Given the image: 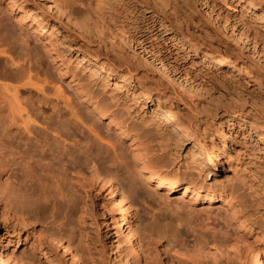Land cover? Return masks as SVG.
Segmentation results:
<instances>
[{
    "label": "rangeland",
    "instance_id": "obj_1",
    "mask_svg": "<svg viewBox=\"0 0 264 264\" xmlns=\"http://www.w3.org/2000/svg\"><path fill=\"white\" fill-rule=\"evenodd\" d=\"M11 1L0 0V36L9 37L1 19L10 18L19 40L14 46L19 49L21 43L23 47L39 44L43 50L49 49L48 59H53L64 78L84 91L85 99L117 113V118L132 125L137 133L150 129L152 123L164 126L173 133L170 141L150 133L149 136L151 149L158 152L159 161L169 168L167 172L173 167L175 174L170 175L178 184L192 180L194 189L213 193L228 203L222 206L229 212V219L220 217L218 224L211 223L207 217L213 207L209 209L208 202L175 192L172 202L179 208H164L163 213L167 218L178 219L177 233L198 245V253H185L180 240L171 233L149 234L140 221L137 235L142 255L134 257L118 245L117 264H238L236 250L222 248L217 241L227 224L240 223L250 230V240L255 237L264 246V0H163V10L158 0H126L128 11H123L128 6L122 7V0H84L83 6H67L69 0H58L73 24L55 20L38 0ZM137 15L145 17L142 23L134 18ZM110 17L116 19L115 23ZM120 33L138 39L172 75L180 76L187 84L165 80L161 70L141 55L137 58L125 46ZM239 37L248 43L246 48L235 40ZM250 47H255L258 57ZM82 57L90 65L82 64ZM48 59H44V64ZM219 62L226 66L219 67ZM94 64L106 72L91 71ZM141 93L147 96L143 101ZM32 94L36 97L34 91ZM33 107H38L36 101ZM40 107V120L46 119L53 127L59 125L63 133L87 141L86 127L74 123L61 102L56 104L50 97ZM170 110L189 133H174L176 121L161 122V114ZM8 124L3 121L1 127ZM35 131L39 138L52 141L49 133L39 128ZM191 134H195V140L188 139ZM88 146L90 152L99 149L100 170L113 164L105 147L93 143ZM72 150V159H85L77 148ZM212 150L217 153L214 164H205L197 157ZM17 164L11 159L1 160L2 183L10 171L19 173L21 164ZM126 174L125 169H119V175ZM122 183L127 189L128 183ZM81 188L83 198L74 199L73 210L67 215L64 200H44L39 192L27 198L30 209L17 207L8 202L9 196L1 195L5 198L0 197V264H71L68 253L62 254L63 249L55 247L50 238L62 244L72 241L71 246H76L85 264H112L110 239L103 227L104 217L111 221L106 193L85 184ZM53 203L56 225L49 218ZM213 205L218 202L210 206ZM10 210L17 215L13 216ZM35 214L37 219H26ZM60 223L64 227L60 228Z\"/></svg>",
    "mask_w": 264,
    "mask_h": 264
},
{
    "label": "bare ground",
    "instance_id": "obj_2",
    "mask_svg": "<svg viewBox=\"0 0 264 264\" xmlns=\"http://www.w3.org/2000/svg\"><path fill=\"white\" fill-rule=\"evenodd\" d=\"M83 1L69 0L67 6H83L85 4ZM124 1L126 0L121 2L124 3ZM10 2L12 1L10 0ZM38 2L45 6L47 12L55 20H64L68 24H73L68 21V16L64 15L65 11L59 6L58 0H38ZM123 3L122 7L123 5L128 6V1ZM158 3L161 10L166 8L165 1L158 0ZM129 9L128 6L123 11ZM134 18L138 23H142L145 19L141 15ZM110 19L114 18L110 17ZM1 22L3 28L9 33V37L0 36V162L2 159H11L14 163L21 164V166H19V173L18 171H10V174L5 176L7 177L5 182L2 183L0 178V197L1 195L9 196L11 200L8 198L10 200L8 202H11V204L14 203L17 207H29L30 209L31 204L27 198H30L35 192H39L44 200L49 197L64 200L62 204L65 215H67L73 210L72 202L74 199L76 197L83 198L81 187L85 184L96 188L97 192L104 191L106 193L111 221L104 217L103 227L105 228V235L110 239L108 247L111 248L109 249V256L112 264H117L116 247L118 245H122L125 252L128 249L134 257L142 255V243L138 241L137 235L138 229L141 228L139 227L140 221L144 230L149 234L161 233L164 235L171 233L174 235V239L180 240L179 245L182 246L185 253L187 252L192 256L195 253L197 254L200 247L188 242L186 237L179 236L177 233L178 219L167 218L163 213V209L167 210L169 208L172 211L179 208V205L173 206L172 202V195L179 191L182 196L190 194V197L194 200L208 202L209 209L213 207V211L208 213L207 219L211 223L218 224V218L220 217L229 219L227 209L225 210L222 206V204L228 203H223L221 197L213 193L194 189L192 180L185 181L187 182L185 185L178 184L174 180V176L170 175V173L175 174L172 171L173 167L167 172L169 168L164 161H159L158 152L151 149L149 133L166 141L171 140L173 133L168 132L164 126L149 123L150 121H148L149 125L151 124L150 129L143 130L141 133L135 132L136 130L133 131L132 125L127 126L124 121L117 118V113L102 107L97 102L91 103L89 99H85L84 91L77 89L72 80L68 81L64 78L61 74L62 71L52 61L53 59H48L46 52L49 49L43 50L39 44L23 47L22 43V47L19 46L20 48L17 49L18 47H15V44L19 40L15 36L14 23L6 17H3ZM224 31H226V28ZM230 34L234 36L233 31ZM121 39L125 46L131 48L136 56L141 55L152 66L161 70L160 72L165 80L175 81L181 85L187 84L185 79L172 75L166 65L158 58H154L152 52L144 47L138 39L128 37L124 33L121 35ZM235 40L240 46L245 48L248 46V43L240 37ZM249 49L253 55L258 57L255 47ZM44 59H48L46 64H44ZM86 62L90 65L88 59L82 57L81 63L85 64ZM218 65L219 67L226 66L222 62H219ZM91 71L106 72V69L101 65L94 64ZM119 82L124 84L123 80ZM118 84L119 87L124 86ZM33 91L36 97L32 94ZM141 94L143 95H139L141 96L140 101H143L147 96L145 93ZM50 97L56 101V104L61 102L68 109L69 117L74 123L86 127L85 139L87 141L75 139L69 134L63 133L59 125L53 127L46 119H39V112L43 113L40 105H46ZM34 100L38 103L36 108L33 107ZM156 111L159 113L160 109L157 108ZM161 117V122L176 121V132L174 133H177V135L178 132L183 134L190 132L188 127L178 120L176 113L174 114L173 111H166L161 114ZM3 121H7L9 124L1 127ZM12 126L16 129H11ZM36 128L46 134L49 133L52 141L50 142L47 137L39 138L35 133ZM188 139L195 140V134H191ZM89 143H93L100 148L105 147L108 150L113 164L108 166L106 170H100V166L97 164V160L101 159L99 149L90 152ZM54 148L55 152L53 151ZM73 148H77L80 155H85L83 161L72 159ZM206 152L203 157L200 155L197 157L205 164H214L217 159L216 151H208L207 154ZM121 168L126 170V176L119 175V169ZM123 181L128 183L127 189L123 188ZM133 195L137 196L136 199L131 198ZM4 196L1 197L3 200ZM213 202H218V205L210 206ZM55 208L56 203H53L49 214L52 225L57 223ZM11 213H13V216L17 215L16 211L12 210ZM34 216L36 214L28 216L26 219H37ZM144 218L148 223H145ZM59 226H61L60 228L64 227V223H60ZM221 237L217 240L219 245L222 248H234L238 264H264V246L258 244L255 237H251L253 240H250V230H247L244 226L241 227L240 223L239 225L230 224L229 226L227 224V230ZM50 241L55 247L63 249L62 254L67 255L68 253L71 264H85L80 259L81 253L78 252L76 246H71V240V243L67 242L66 244H62L54 238H50Z\"/></svg>",
    "mask_w": 264,
    "mask_h": 264
}]
</instances>
